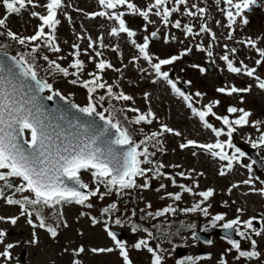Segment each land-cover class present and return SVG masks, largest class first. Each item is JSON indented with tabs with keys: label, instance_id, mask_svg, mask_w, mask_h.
I'll list each match as a JSON object with an SVG mask.
<instances>
[{
	"label": "rangeland",
	"instance_id": "374dc122",
	"mask_svg": "<svg viewBox=\"0 0 264 264\" xmlns=\"http://www.w3.org/2000/svg\"><path fill=\"white\" fill-rule=\"evenodd\" d=\"M42 2H45V0ZM130 2L135 3L142 10L154 3L153 0H130ZM63 3L65 7L59 15L61 18L59 36L65 39H59L61 41L60 51L56 52L57 55L54 56L53 61L66 65L72 56V54H68V50L76 51L73 45L78 44L81 52L79 59L84 62V69L79 73L78 77L58 75V78L53 83L52 91L75 92L79 105L81 107L87 105L89 103V95L81 85V82L91 78L89 73H97L98 69L95 65L99 60L111 59L109 61L113 67L106 69L102 77L106 85L103 89L107 91V86H111L113 92L121 91L132 97V103L122 100L123 103L119 104V106L126 108L125 104L130 103L133 108L139 109V113L130 111L128 116L136 117L138 114H146L148 109H152L155 114L153 122L141 125L146 134L160 132L161 125L164 124L181 133L180 136H176L173 133H164L158 137L159 144H156L155 140L150 141L152 147L149 142L147 143L150 147L149 152L154 153V155L149 157L153 163L145 164L144 168H155L157 165H163L159 171L166 175L154 176L150 172L146 177H137L136 183L138 185H143L147 179L150 186L147 188L126 189L120 193L122 199L136 197L135 201L136 205L139 206L138 213L140 217L142 219H150L152 217V224L157 231H169L170 227L165 222V219L172 212L161 216H156V212L162 211L168 206H172L177 212H181L183 209L192 208L203 200L198 195L182 192L178 186H174L172 180L167 178L168 176H173L177 185L183 184L192 187L194 193L208 189H212L214 192L212 197L200 204L201 208L206 207L208 209V215L205 216L199 209L194 212L191 211L195 215L194 218H191L192 221H211L218 214L224 215L225 219L216 223H225L236 218L243 222L250 218L258 217L260 221L255 224L256 226L253 225L254 228L257 230L264 228V195L258 191H252L253 188H263L262 180L257 179L253 168L249 171L245 167V165L250 164V161L244 157V163L235 161L233 167L228 169L227 161L213 157L205 149L193 148V146L182 149L180 145L188 140L195 139L198 144H208L215 142L217 137L213 136L209 129L204 127L189 112L184 106L183 99L179 93L173 88L171 93L170 84L163 78L157 77L150 64L139 58L138 50L132 43V40H135L137 44H142L144 37H149L148 51L153 57V63L158 62V59L179 56L187 49H191L190 52H187V54L172 64L163 65L161 71L169 73V79L176 84L177 88L187 87L188 94L192 95H189L190 100H199L201 109H204L205 105L213 101H219L220 103L213 107V112L218 116L227 115L238 118L241 113L230 114L227 112L230 106L238 109L243 108L246 111L249 110L251 113L249 124L235 126V139H232V143L235 142V146L237 144L240 145L251 140L254 141L261 134H264V89H260L257 86L258 81L255 76L249 77L243 71L240 74L229 72L226 62L221 60L220 57L225 55V52H228L226 54L234 61V66L239 67L241 66L240 61L245 64L241 53L247 57L249 53L253 55L256 52L255 49L246 45L247 39L241 38H256L258 41L257 45L259 47L264 46V8L259 11L253 10V12H249L247 15L249 23L247 25L240 23L238 18L237 24L233 26L234 30H236L234 38L228 39L227 31L229 28L226 26L227 19L221 11V9L226 7L223 0H221L219 5L216 4V0H188L187 6H183L179 12L173 13L170 17L172 23L177 19L181 21V28L179 29L172 27V23L165 26L161 17L151 13L149 20L152 22L150 23L139 15L131 14L129 10L122 7L117 10L125 12V21H130V29L136 32V36L128 37L126 33H121L119 36L110 35L111 29L118 27V22L115 20L100 16L91 17L89 15L94 12L105 11L98 0H63ZM193 3L207 9L206 14L202 18L199 14L195 17L184 15L186 8L196 11V9L191 8ZM107 11L111 12L112 10L108 9ZM4 12L5 9L2 6L0 8V16ZM31 21H33L31 15L22 10L19 14H10L7 25L11 30L18 29L23 32L27 30L29 34H32L36 30V26ZM216 21H220V25H217ZM202 23H207L211 32L215 33V40L212 39L210 33L200 32L199 35H190L186 34L183 29V25L188 24L192 26L193 33H197ZM145 26L147 30H145ZM80 31H82L81 35L78 34ZM154 31L159 34V40H152L151 33ZM101 36L103 37V44L106 45L103 48L99 46L98 42V37ZM78 37H83V39H78ZM89 37L93 41H97L94 49L88 48ZM237 40L241 41V43L238 42L239 44H237ZM197 45H201L206 50H198ZM225 45H227V49ZM232 48L237 50L235 54L230 52ZM85 50H87V54H85ZM245 50L248 53L244 52ZM95 51L102 52V56L96 57ZM208 51L212 52V56H208ZM209 66L212 67V70H210ZM201 69H204V71H201ZM71 72H74V70H71ZM256 75L264 79V69L257 71ZM74 79L77 80L76 84L71 83ZM231 86L237 88L251 86V90L249 92L233 93L232 95L217 91L218 88ZM48 91L50 92V90ZM197 92L202 95L196 96ZM146 93L148 94L147 99L145 98ZM95 100L96 98L93 102ZM97 104L99 106L103 105L101 109L97 108L98 112L104 111L105 108L110 109L105 101ZM110 110L113 111V109ZM120 113L123 114L122 111ZM105 115H109V113L105 112ZM209 117H213L212 120L221 124L214 116L210 115ZM255 121H260L261 123L255 125ZM137 127L139 128V125ZM133 135L134 133L132 132ZM144 138L143 134L138 135L137 142ZM225 138L223 136L219 139L224 141ZM224 150L227 152L229 148L225 146ZM221 171H224L225 174L221 175ZM180 172L185 173V177H190V179L177 175ZM81 176V179L85 182L92 184V188L96 187L90 172H82ZM250 178L252 180L251 184L243 183V181ZM15 181L17 184L21 183L18 178ZM162 184L165 185L164 188L160 187ZM197 184L198 187L196 186ZM233 185L239 186L233 187ZM100 191L105 192L106 189L101 186ZM13 192L14 190H5V194ZM114 192L117 191L113 190L110 194L105 195L103 199L99 198V194L95 198L90 199L89 202L93 205L91 208L75 203L63 206L64 219L49 216L48 221L51 224L58 223V231L55 238L48 231L39 228L35 230L28 224L27 218L20 215L19 206L8 205L4 199H0V216L19 217L15 225L10 222H0V229L7 233L3 238V243H0V252L4 251L7 244L11 243L14 245L9 250L11 258L6 259L0 256V264H73L75 259H79L82 264H107L109 260V264H123L118 250L111 253H93L91 251L93 248L114 247L112 239L106 231V215L104 216L102 211L103 206L109 207L113 203L117 204L114 210H119L118 203L108 199L114 195ZM178 192L181 193L180 201H175L167 196V193ZM146 201H152V204H148ZM122 205H124L123 201ZM148 205L152 206V210H150V207L146 209ZM96 208H99V210ZM238 209L242 211H238ZM151 212L152 215H149ZM94 216H97L96 224H92ZM119 219L122 223L118 226L126 229L129 234V238L124 242L129 250L130 259L133 264H137L141 258L146 259L150 252H148L147 248L136 250L132 245L147 233L145 231L147 229L140 225L136 227L138 233L135 234L132 231V224L135 220V213L132 210L126 212ZM65 222L67 224L66 227L64 226ZM241 225L238 227L245 230L251 239L256 240L255 250L260 252L261 255L252 259L241 257L237 259L235 264H264V234L255 236L252 230L245 229L243 223ZM34 232L38 239L37 243L31 242ZM161 235L164 234L161 233ZM179 240L183 242L181 245L185 246L189 251V257L197 261L196 264H220L221 257L224 258L226 255L223 247L226 243L223 239L215 240L213 245L206 246L208 254L204 258L198 257L199 243L189 232L182 233ZM242 242L243 244L247 243L245 246H247L246 249L248 251L253 250L250 239H245ZM157 243L166 253V258L171 255L173 247L177 244L167 243L162 237H157ZM81 246L85 251L76 255V250ZM225 259L227 264H230L228 257H225ZM147 261L146 264H151L148 258ZM165 262V264H175L173 259H167ZM186 264H191V262L186 261Z\"/></svg>",
	"mask_w": 264,
	"mask_h": 264
},
{
	"label": "snow or ice",
	"instance_id": "6c2138e0",
	"mask_svg": "<svg viewBox=\"0 0 264 264\" xmlns=\"http://www.w3.org/2000/svg\"><path fill=\"white\" fill-rule=\"evenodd\" d=\"M98 2L105 11L91 13L89 14L91 17H107L110 20L118 22V27H113L110 31V35L119 36L121 33H126L128 37H134L136 36V32L126 26V21L124 19L125 12L118 11L117 9L122 7L126 8L131 14L139 15L145 21H149L150 23L152 22L149 20L151 13L157 17H161L165 26H167L169 23H172L170 17L173 13L180 11L177 6H186L188 0H171V2L176 5L171 7L167 6L170 3V0H154V3L150 4L143 10L135 3L130 2V0H98ZM220 3L221 0H216L217 5ZM223 3L226 7L221 9V11L226 16V26L231 30L228 39H232V31H234L233 26L237 24L238 18L240 23L247 25L249 19L245 13L250 12L253 6H257L258 0H223ZM0 5L3 6L8 14H19L28 5H31L33 8H45L46 14H41L36 11L30 13L32 17L38 18L41 22L34 35L30 37H22L11 30H8L6 35L20 45H25L26 41L36 42L43 40L45 46L50 47L52 51H60L59 46L55 44V32L57 26L61 23L60 19H58V13H60L65 7L63 0H46L43 5H38L35 0H0ZM191 8L196 9V11L194 12L186 8L184 15L195 17L199 14L202 18L207 12L206 8L198 7L195 3L191 5ZM108 9H111L112 11L109 12L107 11ZM7 18V16L0 18V27L6 26ZM216 23L217 25H220V21H216ZM172 27L177 29L181 28V21L179 19L175 20V22L172 23ZM45 29H48V31L46 32ZM183 29L186 34L190 35H199L200 32L210 33L212 39H216L215 33L211 32L207 23H202L200 25V30L197 33H193L192 26L188 24L183 25ZM145 30H147L146 26ZM4 34L5 33L0 32V36H3ZM151 38H157V32H152ZM78 39H83V37H78ZM98 42L101 48L106 47V45L103 44L102 36L98 37ZM96 43L97 41H93L91 37H89L88 48L94 49ZM132 43L138 48L143 59L150 64L156 76L166 80L185 101H189L188 107L192 109L193 114L203 122L206 128L211 129L217 137L215 143L198 144L195 140H188L186 143L181 144L180 147L183 149L189 146H195L205 149L213 157H219L220 160L227 161V168L231 169L234 160L239 161L240 157L245 156V153L232 143L231 137L236 131L235 126L249 124L251 113L243 108L238 109L237 107L230 106L227 109L228 113H241L238 118L230 120L227 115L218 116L213 112L214 105H218L220 103L219 101H213L205 105L204 110H198L192 107L190 102L191 98L176 87V84L169 79V73L167 71H161L163 65L172 64L174 61L187 54V52H190L191 49H187L179 56H172L168 59H158V62L153 63V57L148 51L149 37H144L142 44H137L135 40H132ZM245 43L255 49L260 57V59L255 60V64L257 66L264 65V48L259 47L257 42L251 38H248ZM38 47L39 45H34L31 51L35 53ZM73 48L76 49V51L72 53L75 58L69 67L76 71L70 73L68 68L62 67L55 61H50V64L64 76L73 75L78 77L79 73L84 69V62L79 59V56L81 55L80 46L74 44ZM225 48L227 49V45H225ZM197 49L200 51L206 50L201 45H197ZM236 51L235 48L230 49L232 54H235ZM85 54H87V50H85ZM207 54L208 56H212L211 51H208ZM95 56H102V52L95 51ZM10 59L12 60V63H7L5 59H0V182H2V185H0V199H4L8 205L19 206L21 209L20 215L26 216L28 224L34 229L36 227L42 229L46 228L51 236L55 238L57 236V228L48 224L47 218L42 212L43 208H55L58 205L71 203L91 208L93 205L89 202L90 198L96 197L98 194L99 198L103 199L105 195L110 194L113 190H116L117 193L120 194L126 189L136 187L147 188L150 186L147 179L143 185H138L136 183V178L146 177L150 172L153 173L154 176L166 175L159 171L163 165H157L155 168L142 167L144 164L153 163L149 157L154 155V153L149 152L147 143L148 141L155 140L156 144H159L160 141L158 137L164 133H173L176 136H180V132L175 131L164 124L161 125L160 132H152L150 136L145 137L144 140L139 142L134 141L132 133L127 127L122 126L118 120L114 119L110 109L105 108L102 112L97 111V103L103 102L105 96H99L97 102L93 103L95 98L91 94L95 93L98 88L103 89L106 87L105 83L100 82L102 77L97 73H89L91 79L82 82V86L88 89L90 94L88 105L85 107L72 105V107L88 117L98 116L100 121H103L104 123L98 125L95 120L82 121L77 117L68 120L67 126H64L59 123L56 118L51 117V114L46 111L44 104L42 103V100L45 98L40 97L39 93L43 92L45 89L52 91V85L45 80L38 78L34 62L25 59L23 55L19 59H16L15 57ZM43 59L48 60V57L44 56ZM90 59H92V57H90ZM220 59L226 62L227 70L229 72L240 74L243 71V73L249 77L255 76V79L258 81L257 86L260 89H264V79H261L259 75H256V67H249L244 64L243 61H240L241 66H234V61L229 58L228 54L221 56ZM95 66L99 72H103L106 68L113 67L103 59L99 60ZM201 71H204V69H201ZM71 83L76 84L77 80L74 79ZM250 90L251 86L246 88L231 86L217 89L218 92L227 95L249 92ZM107 94L109 97L117 100H132L131 96L125 95L123 92L114 96L111 86H107ZM56 95H59V93L53 92V94L48 95L46 99L51 101ZM147 95L148 94L146 93V99ZM195 95L201 96L202 94L197 92ZM100 106L102 107L103 105L101 104ZM128 110L139 113V109L130 108ZM105 112H108L109 115L105 116ZM210 115L214 116L217 120L222 121L223 125L227 126V140L222 141L219 139L221 135L225 134L224 129L213 127V125L206 119V117ZM64 119L65 117L63 115H60L58 118L59 121H63ZM154 119L155 114L149 110L146 114H138L135 120L131 121V123L140 124L141 122H144L151 124ZM260 123V121L254 122L255 125H259ZM113 129L115 131H112ZM26 131L30 133V139L24 137ZM259 141L260 143H264V134L260 135ZM142 145L144 146L141 147ZM225 146L229 149L235 148V152L232 155H229L228 152L224 150ZM252 146L254 148L257 147V143L253 142ZM141 157H143V159H141ZM255 163L256 161L253 160L252 164ZM252 164L245 165V167L251 171ZM85 171L91 173L93 181L96 184L95 188H90L87 183L82 181L81 173ZM220 174L224 175L225 172L221 171ZM177 175L185 177V173L183 172H180ZM17 178L21 181L20 184H15L13 182ZM167 178L171 179L173 185L178 186L182 192L198 195L203 198L200 203L195 204L192 208L183 209L182 211L194 212L199 209L205 216L208 215V209L206 207L201 208L200 204L213 196L214 192L212 189L194 193L192 187L183 184L177 185L175 177L168 176ZM185 178L190 179V177ZM243 183L251 184L252 180L250 178L243 181ZM101 186L106 189L105 192L100 191ZM196 186L198 187V184ZM238 186L239 185H233V187ZM160 187L164 188L165 185L162 184ZM6 189L14 190L15 193L28 192L30 195L17 199L14 198L13 195H5ZM229 191H231V189H229ZM252 191H258L260 194L264 195V188H253ZM167 196L175 201L181 200V193L179 192L167 193ZM148 207H151V205H148ZM115 208L116 205L113 203L109 207L104 208L103 212L110 213ZM175 211V208L168 206L162 211L156 212L155 215L161 216L165 213ZM238 211L242 210L238 209ZM149 215H152V213H149ZM33 216H35L38 223L34 222ZM18 219L19 217L0 216V222H10L13 225L17 223ZM224 219V215H216L213 217L211 226L215 227V222L223 221ZM254 219L256 218H250L247 221L241 222L239 218H236L227 221L222 225L223 229L229 230L225 239H227L231 248L238 252L237 259L241 257L252 259L261 255L260 252L255 250L257 243L256 240L251 239L246 231L241 230L240 227H238L243 223L244 228L252 230L255 236L264 234V228L259 230L254 228ZM92 222L95 224L97 221L93 218ZM115 223L119 225L122 222L120 219H116ZM64 226H67L66 222ZM232 230H235L236 234L240 237L250 239L253 250H241L240 241L231 238ZM106 231L109 237L114 241V247L93 248L91 251L93 253H111L118 250L120 257H122L123 264H133L126 243L121 241L118 238L117 233L109 230L107 226ZM132 231H137L136 226H133ZM6 235L7 233L0 229V243H3V238ZM148 235L151 237L152 233L149 232ZM31 242H38L35 232L33 233V240ZM13 247V244H7L4 251L0 252V256L10 259L11 253L9 250ZM132 247L136 250L147 248L148 252L153 254L152 264H162L163 257L157 254L152 247L148 246L147 240L140 239L132 245ZM84 251L85 249L81 246L76 250L75 254L79 255ZM188 260L192 261L193 258L189 257ZM73 264H82V262L79 259H75L73 260ZM178 264H186V261H179ZM220 264H227V261L221 257Z\"/></svg>",
	"mask_w": 264,
	"mask_h": 264
},
{
	"label": "trees",
	"instance_id": "16d2710c",
	"mask_svg": "<svg viewBox=\"0 0 264 264\" xmlns=\"http://www.w3.org/2000/svg\"><path fill=\"white\" fill-rule=\"evenodd\" d=\"M0 32L5 33L4 30L2 29V27H0ZM25 48H26V45H20L16 41L7 37L6 34H4L3 36H0V49L9 50V51H16V52H19V51L22 52L23 51L25 53H28L25 57H27L28 60L33 61L34 64L37 65L38 70L43 74L42 76L45 77V75H46L47 77H51L52 73L50 71V66H48L46 64V60L43 59V57L45 55L39 54L38 51H36L35 53H33L32 51L28 52ZM72 62H73V60L70 63H72ZM91 95H96L98 97L101 95L105 96L104 101H105V103L107 102L108 107L110 109L115 108V104H113V102H114V100L116 101V99L109 97L107 94V91H105L104 89L98 88L97 91L95 93H92ZM123 114H121L119 110H116V111L113 110L112 111V115L114 116V119L118 120L122 126L127 127V128H132L131 122L128 120L127 115L125 113H123ZM0 185H2V184H0ZM10 195H13L14 198L19 199V198H22L23 196L30 195V193H28V192L13 193ZM58 209L60 210L59 207H58ZM52 210L54 211V208L45 207L42 209V212H43V215L47 218L48 224H50L53 227H56L58 230V223L57 222H55L53 225L48 221L49 216L54 215V217H56L57 207H55L54 213ZM33 220L35 223H38V221L35 219V216H33Z\"/></svg>",
	"mask_w": 264,
	"mask_h": 264
},
{
	"label": "water",
	"instance_id": "95a60500",
	"mask_svg": "<svg viewBox=\"0 0 264 264\" xmlns=\"http://www.w3.org/2000/svg\"><path fill=\"white\" fill-rule=\"evenodd\" d=\"M155 39H159L158 35H157V38H154V40ZM12 57H15L17 59V57L11 53L0 52V59H5L7 63H12V60L10 59ZM32 83H34V82H32ZM39 95H40V97L45 98L42 100V103L44 104L46 111L51 114V117L56 118L57 121L64 126H67L68 120H72V119H75L77 117L82 121L83 120H95V122L98 125H102L104 123L103 121H100L98 116L88 117L85 114L78 112V110L76 108L72 107L73 104H71V103H69V102H67L61 98H56V96H54L53 100L49 101L44 96V92H40ZM60 115H63L65 117V119L63 121L58 120ZM112 131H115V130L113 129ZM24 137H25V134H24ZM248 152L251 154L253 159L256 161L255 165L258 167L259 173H261L262 166L256 160L255 152L252 150H250Z\"/></svg>",
	"mask_w": 264,
	"mask_h": 264
},
{
	"label": "flooded vegetation",
	"instance_id": "af4514ba",
	"mask_svg": "<svg viewBox=\"0 0 264 264\" xmlns=\"http://www.w3.org/2000/svg\"><path fill=\"white\" fill-rule=\"evenodd\" d=\"M261 8H264V0H260L258 1V5L257 6H253L252 10L250 12H253V10L259 11L261 10ZM201 247V245H200ZM228 250L230 249V247L227 248ZM203 252L205 253V249L203 248ZM231 256H228V259H230Z\"/></svg>",
	"mask_w": 264,
	"mask_h": 264
}]
</instances>
